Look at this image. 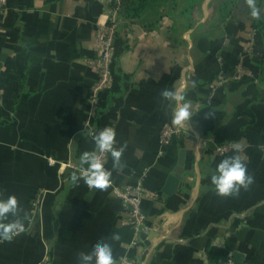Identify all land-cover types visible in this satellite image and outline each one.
Returning <instances> with one entry per match:
<instances>
[{"label":"crops","instance_id":"1","mask_svg":"<svg viewBox=\"0 0 264 264\" xmlns=\"http://www.w3.org/2000/svg\"><path fill=\"white\" fill-rule=\"evenodd\" d=\"M109 1L7 0L0 11V196H15L27 217L25 232L1 243L0 264H77L101 242L111 244L116 260L127 254L140 264L215 263L228 253H239V264H264L260 34L248 26H220L199 36L196 27L204 25L215 0H204L192 29L165 17L152 31L121 26ZM111 21L117 25L111 87L93 108L97 73L87 62L98 56L99 31ZM202 36L209 42L206 53L196 47ZM220 70L226 81L207 105ZM186 80L195 86L185 87ZM165 89L183 91L193 117L160 152L163 126H176L160 95ZM104 128L114 129L115 150L125 149V167L112 172V182L140 183L159 193L141 207L156 237L130 250L125 247L133 231L122 224L127 211L111 188L93 193L70 180L72 165L94 151L93 134ZM237 142L253 183L221 198L211 189L209 170L233 155ZM224 145L230 152L217 154ZM180 151L178 188L163 198ZM38 192L44 197L33 210ZM114 234L120 239L113 241Z\"/></svg>","mask_w":264,"mask_h":264},{"label":"clouds","instance_id":"2","mask_svg":"<svg viewBox=\"0 0 264 264\" xmlns=\"http://www.w3.org/2000/svg\"><path fill=\"white\" fill-rule=\"evenodd\" d=\"M252 19H259L261 9L256 0H245ZM195 86V81H185V87ZM161 98L169 102L172 108L171 122L178 127H184L193 117L192 103L184 92L163 90ZM94 151L83 152L78 161L72 165L73 171L70 180L75 185L82 181L85 188L93 193H102L112 183V172L121 171L125 165L121 163L124 148L115 150V131L104 128L93 134ZM234 154L222 159L214 169L209 170L211 189L218 197L227 198L237 196L242 189H247L253 183V177L247 174L246 157L239 142L233 144ZM106 154L112 162L111 171L106 170L100 163V156ZM21 209L15 196L4 198L0 196V242H11L15 237L24 233L26 216H21ZM113 241L119 240V235L111 237ZM77 264H117L113 256L110 243H97L87 255L77 257ZM120 264H127L122 257Z\"/></svg>","mask_w":264,"mask_h":264},{"label":"built area","instance_id":"3","mask_svg":"<svg viewBox=\"0 0 264 264\" xmlns=\"http://www.w3.org/2000/svg\"><path fill=\"white\" fill-rule=\"evenodd\" d=\"M7 0H0V11H3L6 7ZM117 25L114 21H111L110 25L102 27L98 34V56L88 61L87 64L93 67L97 73V81L91 89L89 102L91 107L97 108L99 105L100 96L110 90L112 82L111 65L114 55L113 40L116 35ZM221 62V60H220ZM226 79L223 74V70H220L216 76L214 84L207 95L205 103L208 105L215 91L220 88ZM184 127L172 126L171 124H165L162 128L159 138L160 152L164 151L172 142L173 138L180 134ZM230 145L218 146L215 148L217 154L223 155L230 152ZM108 156L106 154L100 156V163L103 167L107 168ZM53 162L50 161V164ZM113 196L121 202L122 207L127 211V217L122 221L123 225L129 226L133 231V238L125 250L134 249L139 246L142 240L140 234L149 235L151 232H156L146 224V217L142 212V203L145 199H156L159 194L152 192L143 187L140 183L135 185L116 186L113 182L110 185ZM44 193L38 192L34 199L31 201V208L37 210L43 200ZM2 242H0L1 245ZM124 257L127 260V264H140L136 258L130 257L127 254L120 256L116 261L120 264L121 258ZM202 264H239L233 257L232 253H228L224 260L215 263H208L203 261Z\"/></svg>","mask_w":264,"mask_h":264},{"label":"trees","instance_id":"4","mask_svg":"<svg viewBox=\"0 0 264 264\" xmlns=\"http://www.w3.org/2000/svg\"><path fill=\"white\" fill-rule=\"evenodd\" d=\"M215 1H217L215 8L210 12L204 25L196 27L198 35L207 34V31L204 32L206 27L212 29L220 26L226 28L248 26L262 38L259 70L261 76H264V0H256L257 6L261 9L259 19L250 17L245 0ZM203 2L204 0H110L108 7L117 12L123 27L136 24L145 31H152L163 18L172 17L173 20L179 19L182 26L192 29Z\"/></svg>","mask_w":264,"mask_h":264},{"label":"water","instance_id":"5","mask_svg":"<svg viewBox=\"0 0 264 264\" xmlns=\"http://www.w3.org/2000/svg\"><path fill=\"white\" fill-rule=\"evenodd\" d=\"M196 47L201 53H206L208 51V48H209L208 38L206 36L200 37L197 41ZM183 165H184V152L180 151L177 164L174 167L173 171L168 176L166 183H165V185L161 191L163 198L170 196L178 188L180 178L183 174ZM155 237H156V234H154V233H150L149 235H146L143 233L140 234V239L145 244H148L149 240H152ZM240 256L241 255L239 253H234L233 257L236 260H238V259H240Z\"/></svg>","mask_w":264,"mask_h":264}]
</instances>
